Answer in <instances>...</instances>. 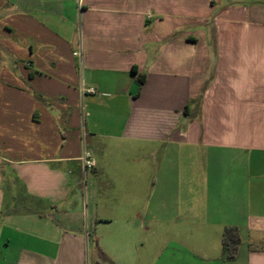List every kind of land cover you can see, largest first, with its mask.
<instances>
[{
  "label": "crops",
  "instance_id": "crops-1",
  "mask_svg": "<svg viewBox=\"0 0 264 264\" xmlns=\"http://www.w3.org/2000/svg\"><path fill=\"white\" fill-rule=\"evenodd\" d=\"M0 264H264V0H0Z\"/></svg>",
  "mask_w": 264,
  "mask_h": 264
},
{
  "label": "trees",
  "instance_id": "trees-1",
  "mask_svg": "<svg viewBox=\"0 0 264 264\" xmlns=\"http://www.w3.org/2000/svg\"><path fill=\"white\" fill-rule=\"evenodd\" d=\"M134 74L135 72L132 71ZM145 77L142 74L135 75V83L138 89L143 85ZM240 245V234L236 227H226L223 229L221 237V249L226 260L234 259Z\"/></svg>",
  "mask_w": 264,
  "mask_h": 264
},
{
  "label": "built area",
  "instance_id": "built-area-1",
  "mask_svg": "<svg viewBox=\"0 0 264 264\" xmlns=\"http://www.w3.org/2000/svg\"><path fill=\"white\" fill-rule=\"evenodd\" d=\"M86 93L93 94L94 91L92 89H88L86 90ZM79 162H80L83 174L87 170H91L95 167V162H94L91 152L86 150L85 148L81 152V155L79 157Z\"/></svg>",
  "mask_w": 264,
  "mask_h": 264
},
{
  "label": "rangeland",
  "instance_id": "rangeland-1",
  "mask_svg": "<svg viewBox=\"0 0 264 264\" xmlns=\"http://www.w3.org/2000/svg\"><path fill=\"white\" fill-rule=\"evenodd\" d=\"M90 174H91L90 171L87 170L86 172H84V175L82 177L83 184L85 185L86 190H88V187L90 186V181H89ZM94 181H95V189H96V191L107 190V188H106L107 184H106V181L103 178H99V179L94 180Z\"/></svg>",
  "mask_w": 264,
  "mask_h": 264
}]
</instances>
